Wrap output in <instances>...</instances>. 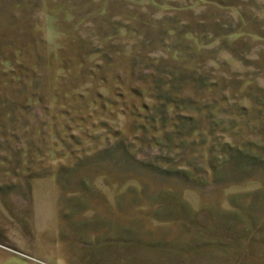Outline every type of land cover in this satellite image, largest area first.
I'll return each instance as SVG.
<instances>
[{"label":"rangeland","instance_id":"obj_1","mask_svg":"<svg viewBox=\"0 0 264 264\" xmlns=\"http://www.w3.org/2000/svg\"><path fill=\"white\" fill-rule=\"evenodd\" d=\"M0 264H264V0H0Z\"/></svg>","mask_w":264,"mask_h":264},{"label":"trees","instance_id":"obj_2","mask_svg":"<svg viewBox=\"0 0 264 264\" xmlns=\"http://www.w3.org/2000/svg\"><path fill=\"white\" fill-rule=\"evenodd\" d=\"M195 129V127H192L191 131L193 132ZM170 140L172 139V137L169 138Z\"/></svg>","mask_w":264,"mask_h":264}]
</instances>
